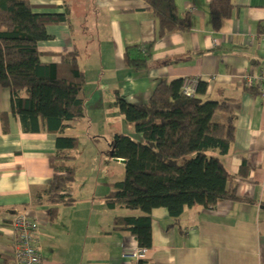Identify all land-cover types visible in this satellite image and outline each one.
Wrapping results in <instances>:
<instances>
[{
	"label": "crops",
	"instance_id": "1",
	"mask_svg": "<svg viewBox=\"0 0 264 264\" xmlns=\"http://www.w3.org/2000/svg\"><path fill=\"white\" fill-rule=\"evenodd\" d=\"M29 1L39 13H69L66 21L47 26L51 38L39 44L42 61L60 63L76 50L85 73L81 95L86 115L71 122L64 135L88 137L93 145L107 134L93 133L97 123L93 127L86 121L90 95L93 109H103L108 101L113 108L104 111L118 115V96L144 103L160 81L186 77L206 82V99L228 100L235 115V141L222 161L240 199L219 202L214 209L188 208L177 224L165 209L154 210L152 246L141 258L145 264H264V93L249 90L246 81L264 71V0H232L233 16L220 32L212 27V0H177L180 11L192 14L191 29L156 39L146 72H136L124 61L127 48L156 37V19L145 0ZM11 100V91L0 86V264L12 259L13 219L20 211L40 224L41 264H135L130 255L139 248L136 238L113 227L117 215L132 212L108 210L102 202L96 208L93 197L80 207L87 194L96 193L88 190L79 197L73 188L69 193L75 202L60 204L54 219L47 202L35 201L54 175L51 161L59 133H25L11 113ZM2 113L8 116L7 132ZM228 115L219 110L214 120L225 123ZM128 131L141 140L132 125ZM117 134L123 130L110 129L108 146ZM113 163L125 168L115 158ZM115 178L103 183L106 194L124 175Z\"/></svg>",
	"mask_w": 264,
	"mask_h": 264
},
{
	"label": "trees",
	"instance_id": "2",
	"mask_svg": "<svg viewBox=\"0 0 264 264\" xmlns=\"http://www.w3.org/2000/svg\"><path fill=\"white\" fill-rule=\"evenodd\" d=\"M156 19V37L126 49L124 61L136 72H146L156 39L192 26V14L180 11L177 0H145ZM232 0H212L210 16L215 31H222L233 16ZM68 12L39 13L29 0H0V86L12 93L11 113L19 118L25 133H59L56 154L51 161L54 175L37 203L49 204L54 219L60 204L71 205L70 191L76 181L74 152L79 138L64 135L70 123L86 115L82 97L85 73L79 52L65 54L60 63H45L39 44L51 37L47 26L67 20ZM183 78L162 80L147 102L133 104L121 96L117 105L141 140L117 134L108 153L125 159V176L105 195L108 210L132 212L117 215L113 227L134 236L140 248L152 246L153 212L165 209L177 224L184 211L200 206L214 209L226 200H239L233 175L222 161L235 141V115L228 100L206 99L208 84L201 82L197 94L188 97ZM249 90L261 92L259 86ZM229 111L227 122L214 115ZM2 126L8 131L7 114ZM135 264H145L144 259Z\"/></svg>",
	"mask_w": 264,
	"mask_h": 264
},
{
	"label": "rangeland",
	"instance_id": "3",
	"mask_svg": "<svg viewBox=\"0 0 264 264\" xmlns=\"http://www.w3.org/2000/svg\"><path fill=\"white\" fill-rule=\"evenodd\" d=\"M93 103L94 101L91 99L90 95V97H88L89 113L87 114L86 121L88 123L92 121L93 127L97 123L93 128V133L100 132L107 134L103 137H98L97 140L100 142H93V145H91L88 137H80V135H76V137L80 138L79 143L82 144V146H79V148L74 152L76 160H74L71 165L76 167V181L73 189L77 192L78 196L82 197L88 190L95 191L94 193H96L95 196L87 194L86 198L79 202L80 207H87L90 204L86 201L87 197H93L96 201V208H99L101 207L100 202L105 205L104 197L106 195V186L103 183L108 184L111 180H115V177H120V175L125 176V169H121L116 163H113L114 159H112L113 162H111L110 160L112 157L108 151L105 152L106 149H109L108 142H106V140L109 139L108 136L110 129L113 128L118 131V133H122L123 130V134L129 135L128 133L130 132L128 131V126H130L131 123L127 121L125 115L121 112L119 107V109H117L118 115L117 113L111 114L107 112L113 108V103L108 101L105 102V107L99 111L91 107ZM115 108H117L116 105ZM104 109L107 111H104ZM91 130L88 131L91 132ZM100 154L102 155L101 160ZM99 183H101V185ZM76 199H78L77 196Z\"/></svg>",
	"mask_w": 264,
	"mask_h": 264
},
{
	"label": "built area",
	"instance_id": "4",
	"mask_svg": "<svg viewBox=\"0 0 264 264\" xmlns=\"http://www.w3.org/2000/svg\"><path fill=\"white\" fill-rule=\"evenodd\" d=\"M246 81L248 87H255L258 82L261 85L262 93H264V71L259 75L252 74L247 76ZM199 84V78H183L182 90L188 97L195 96ZM39 229V222L31 218L27 211L18 212L13 219L12 259L3 264H41L42 255L37 238ZM147 252V248L139 247L135 252H132L130 256L135 260H140Z\"/></svg>",
	"mask_w": 264,
	"mask_h": 264
},
{
	"label": "water",
	"instance_id": "5",
	"mask_svg": "<svg viewBox=\"0 0 264 264\" xmlns=\"http://www.w3.org/2000/svg\"><path fill=\"white\" fill-rule=\"evenodd\" d=\"M117 160H119L120 162L126 164V160L125 159H117Z\"/></svg>",
	"mask_w": 264,
	"mask_h": 264
}]
</instances>
